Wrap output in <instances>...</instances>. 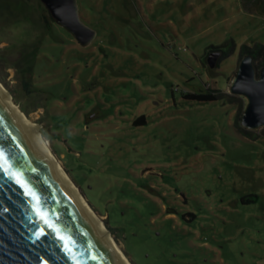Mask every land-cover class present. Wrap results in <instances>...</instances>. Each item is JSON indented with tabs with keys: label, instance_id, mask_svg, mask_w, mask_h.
<instances>
[{
	"label": "rangeland",
	"instance_id": "obj_1",
	"mask_svg": "<svg viewBox=\"0 0 264 264\" xmlns=\"http://www.w3.org/2000/svg\"><path fill=\"white\" fill-rule=\"evenodd\" d=\"M28 2L0 53L36 45L34 91L12 67L1 82L131 263L264 264V127L239 134L229 92L242 46L264 45V0H77L87 46ZM209 90L233 103L184 97Z\"/></svg>",
	"mask_w": 264,
	"mask_h": 264
},
{
	"label": "water",
	"instance_id": "obj_2",
	"mask_svg": "<svg viewBox=\"0 0 264 264\" xmlns=\"http://www.w3.org/2000/svg\"><path fill=\"white\" fill-rule=\"evenodd\" d=\"M41 1L80 45L93 41L96 31L81 19L77 0ZM219 56L208 55L211 67ZM229 92L247 100L241 124L264 127V65L258 69L251 54ZM39 127L25 123L0 89V264H126L37 139Z\"/></svg>",
	"mask_w": 264,
	"mask_h": 264
},
{
	"label": "trees",
	"instance_id": "obj_3",
	"mask_svg": "<svg viewBox=\"0 0 264 264\" xmlns=\"http://www.w3.org/2000/svg\"><path fill=\"white\" fill-rule=\"evenodd\" d=\"M39 7V6H38ZM40 10L44 12V16L47 18V15L45 13L46 6L41 5ZM34 11V6L28 2V0H0V27H10V24L13 23L15 20L20 19L22 16L31 15V12ZM48 19V26L47 30H50L51 24L55 23L56 21L54 18H52V15ZM51 19V20H50ZM36 51V45H24L22 49H19L17 52L19 53V56L15 59H10L9 54L0 53V60H2L3 63L0 65V79L1 81L8 86V83L5 79L4 75V69H8L10 67L14 68L16 72L20 75V81H21V89H23L26 93L31 94L33 93L35 87L34 85V64H35V55ZM247 54H251L254 58V61L261 59V63L264 65V45L261 43H255L253 46H247L243 45L241 48V56H245ZM228 56V52H222L218 59V64L225 59ZM261 63H257L258 66H260ZM15 94V101L19 102L18 100V90L12 91ZM184 97L188 99L198 100L201 102H208V101H218L222 98H226L225 96L221 94H216V90L213 92L207 91V92H188L184 93ZM226 100L230 103H233V99L226 98ZM21 104V103H20ZM21 109L25 113H29V111L26 109V107L21 106ZM241 112H237V119L234 123L236 131L241 134L242 136L250 139H255L258 134L255 133V131L245 128L241 124ZM139 122L145 123V117L142 116L138 119ZM43 134L46 136L47 132L43 131ZM264 136V133L262 134ZM246 200H244L245 202ZM254 202L255 200L253 198L247 200L246 202Z\"/></svg>",
	"mask_w": 264,
	"mask_h": 264
},
{
	"label": "bare ground",
	"instance_id": "obj_4",
	"mask_svg": "<svg viewBox=\"0 0 264 264\" xmlns=\"http://www.w3.org/2000/svg\"><path fill=\"white\" fill-rule=\"evenodd\" d=\"M0 89H2L4 92L7 93L9 100L11 102V105L13 107H17L18 112L20 113V115L23 117L25 123L27 124H31V125H36L34 124V122H32L28 116L23 113V111L18 107V105L16 103H14L12 101V96H10L9 91H7L6 87L4 86V84L1 82L0 80ZM37 139L39 140V142L43 145L46 153L49 155L50 159L56 163V167L60 169L61 173L64 174L65 178L72 184L73 188L77 191V193L80 196V199L82 201V203L84 204V206L89 210V212L95 217L96 220H98L101 224V226L104 228V230L106 232H108V237L110 239V242L112 244V246L114 247V249L116 250V252L120 255V257L122 258V260L126 263V264H132L131 261L129 260V258L127 257V255L125 254V252L123 251L122 247L114 240L113 236L110 234V231L108 230V228L105 226V224L102 222V220L98 217V214L90 207L89 203L87 202V199L85 198V196L82 195V193L80 192L78 186H76V184L74 183V181L72 180V178L67 174V172L64 170V167L61 163V161L57 158V156L55 155V153L52 150L51 145L49 144V142L41 135V133H38L37 131Z\"/></svg>",
	"mask_w": 264,
	"mask_h": 264
},
{
	"label": "flooded vegetation",
	"instance_id": "obj_5",
	"mask_svg": "<svg viewBox=\"0 0 264 264\" xmlns=\"http://www.w3.org/2000/svg\"><path fill=\"white\" fill-rule=\"evenodd\" d=\"M255 64L257 65V62L255 61ZM257 67H258V65H257Z\"/></svg>",
	"mask_w": 264,
	"mask_h": 264
},
{
	"label": "snow or ice",
	"instance_id": "obj_6",
	"mask_svg": "<svg viewBox=\"0 0 264 264\" xmlns=\"http://www.w3.org/2000/svg\"><path fill=\"white\" fill-rule=\"evenodd\" d=\"M3 166L2 165H0V168H2ZM6 171V170H5Z\"/></svg>",
	"mask_w": 264,
	"mask_h": 264
}]
</instances>
